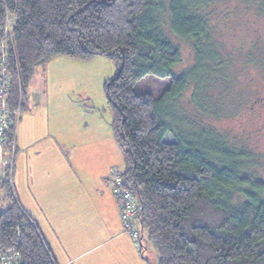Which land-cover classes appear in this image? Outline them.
<instances>
[{"label": "trees", "instance_id": "16d2710c", "mask_svg": "<svg viewBox=\"0 0 264 264\" xmlns=\"http://www.w3.org/2000/svg\"><path fill=\"white\" fill-rule=\"evenodd\" d=\"M212 1L0 0V48L9 76L6 102L10 111L19 109L18 121L37 67L44 72L57 56L88 61L100 55L114 64L103 90L124 152L119 173L138 203L137 244L147 264L143 237L157 264H264V180L245 171L247 154L238 150L224 157L217 147L180 135L164 139L168 127L162 101L181 115L177 100L194 82L187 73H172L180 53L161 26L169 22L172 32L191 44L194 70L208 62L209 83L219 82L225 60L204 12ZM7 18L12 20L8 34ZM145 75L161 78L158 98L135 91L136 81ZM16 125L10 126L11 134ZM191 128L203 129L193 123ZM16 148L15 138L13 160ZM3 174L0 264H56L35 219L16 197L11 171L9 175L6 168Z\"/></svg>", "mask_w": 264, "mask_h": 264}, {"label": "rangeland", "instance_id": "374dc122", "mask_svg": "<svg viewBox=\"0 0 264 264\" xmlns=\"http://www.w3.org/2000/svg\"><path fill=\"white\" fill-rule=\"evenodd\" d=\"M206 1L200 0V4ZM204 12L211 18L212 38L225 60V71L219 82L209 83L211 64L205 62L199 70H194L191 44L176 36L169 22L168 27L161 26L180 53L172 73H187L190 81L196 83H189L176 103L185 117L174 114L173 106L162 101L160 111L168 127L164 139L174 140L180 135L200 145L215 146L224 157L243 151L247 154L242 161L245 171L264 180V0H213ZM114 73V64L100 55L88 61L57 56L47 63L44 72L41 67L35 70L26 90L27 107L22 111L27 113L22 116L25 135L21 136L22 139L32 136L34 141L27 150L16 148L11 175L10 169L8 173L12 184L14 180L19 202L31 210L41 227L45 224L39 209L43 200L41 188L50 190L55 182L53 170L49 169L48 179L43 170L53 162L58 164L60 153L67 166L80 175L77 182L80 193H88V177L104 168L108 170L107 183L112 193L111 171L124 169L123 147L114 135L111 106L103 90L104 82ZM160 86L161 78L145 75L134 87L138 93L149 92L158 98ZM163 105L169 114L162 109ZM191 122L203 129L192 130ZM19 125L18 121L16 139ZM210 131L237 150L214 138ZM1 152L0 178L4 175L5 161L10 159ZM76 168L83 169L78 172ZM66 180L70 182L69 176ZM39 195L42 200L38 199ZM72 198L74 207L85 203L78 194H72ZM119 221L122 230L120 211ZM135 227L139 230L137 223ZM124 235V239L135 245L139 256V243L127 232ZM141 242L145 245L144 258L157 264L156 253L145 237Z\"/></svg>", "mask_w": 264, "mask_h": 264}, {"label": "crops", "instance_id": "0c3cea01", "mask_svg": "<svg viewBox=\"0 0 264 264\" xmlns=\"http://www.w3.org/2000/svg\"><path fill=\"white\" fill-rule=\"evenodd\" d=\"M27 101L24 109L27 107ZM26 114L22 113L19 119L21 128L18 127L16 139L18 151L27 150L34 141L32 136L21 138L25 135L22 116ZM60 154L61 160L58 164L53 162L43 170L45 179L50 176L49 169L53 170L55 176L50 190L41 188L42 194H39L43 200L38 196V199L42 200L39 202V209L45 224L41 227L35 220L56 264H147L140 254L138 256L135 245L124 239L125 232L120 226L118 202L109 191L107 183L108 170L97 169L92 177H88V193H80L82 191L77 183L80 175L67 166L63 159L65 157ZM80 170L77 169L78 172ZM68 176L70 182L66 180ZM72 194H78L85 203L74 207L75 199ZM19 203L33 217L31 210L22 202Z\"/></svg>", "mask_w": 264, "mask_h": 264}, {"label": "built area", "instance_id": "2783aa9c", "mask_svg": "<svg viewBox=\"0 0 264 264\" xmlns=\"http://www.w3.org/2000/svg\"><path fill=\"white\" fill-rule=\"evenodd\" d=\"M9 18L5 20L4 32L10 33L11 23L8 21ZM10 20V19H9ZM2 52L0 54V150H4L10 159L6 160L4 168L10 169L13 164V153L15 149V138L16 132L15 130L11 134L10 126L14 123L16 125L18 121V117L20 115V111L16 108L13 111H10L7 102L6 96L8 93V85H9V76L5 69V61L6 56L4 54V49L0 48ZM14 119V120H13ZM11 134L8 139V135ZM112 175V190L113 193L119 200V211H120V219L124 232H127L133 239L134 242H137L140 232L136 229V216L139 211L138 203L135 196L132 192L124 186L123 177L116 170L111 171Z\"/></svg>", "mask_w": 264, "mask_h": 264}]
</instances>
